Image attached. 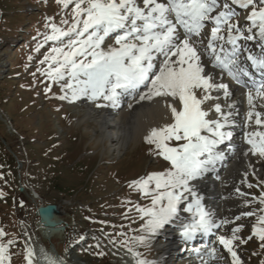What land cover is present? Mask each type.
Masks as SVG:
<instances>
[{
  "label": "snow or ice",
  "instance_id": "snow-or-ice-1",
  "mask_svg": "<svg viewBox=\"0 0 264 264\" xmlns=\"http://www.w3.org/2000/svg\"><path fill=\"white\" fill-rule=\"evenodd\" d=\"M57 3L66 9L74 5L71 27L65 30L51 25V34L46 39L60 46L52 47L42 61L49 62L45 74L54 82L66 77L72 81L64 85L71 95L66 93L60 99L87 96L92 101H107L110 106L118 107L121 96L144 89L138 97L133 95V99L163 97L170 111L171 122L152 128L145 139L149 145H155L171 168L130 185L151 197L150 207L136 206L143 221L138 229L142 235L132 239L146 244L150 237L179 220L182 212L190 214V221L180 225L185 242L230 224L227 219L216 221L194 183L223 160V152L218 148L232 139L230 129L236 115L235 104L227 103L233 95L229 84L217 82L205 70L207 64L203 57L207 55L212 68L226 72L241 84V77L247 73L240 65L239 41L253 40L255 36L247 35L234 20L238 17L231 5L250 9L247 32L258 29L259 37L264 39V0H231V4L225 0L222 5L218 0H57ZM207 22L212 24L208 33L204 31ZM226 46H230L227 51ZM247 60L264 71V57L249 55ZM213 92L217 95H212ZM221 94L223 107L219 102ZM257 98L264 101V83L247 92L250 108L247 121L264 129V113L255 111ZM207 101L216 102L205 108ZM212 107L219 118L210 117ZM246 140L253 154L264 157V130L248 132ZM171 141L176 146H170ZM259 202L264 204V194ZM254 214L244 213L248 217ZM241 231V227H233L230 235H219L218 243L230 254V264H244L237 252L238 242L247 243L253 238L249 235L244 240L239 235ZM253 233L264 248V215L257 217ZM3 236L0 229V237ZM9 251L8 246L0 243V264H11ZM128 251L133 252L132 247ZM215 254L216 248H213L210 255ZM32 255L29 249L28 264H32ZM133 255L137 257L136 264H151L141 259L140 253L133 252ZM48 264L62 262L48 257Z\"/></svg>",
  "mask_w": 264,
  "mask_h": 264
},
{
  "label": "rangeland",
  "instance_id": "rangeland-1",
  "mask_svg": "<svg viewBox=\"0 0 264 264\" xmlns=\"http://www.w3.org/2000/svg\"><path fill=\"white\" fill-rule=\"evenodd\" d=\"M73 6L0 0V243L9 247L11 264H28V250L44 247L56 248L67 264H136L133 252L151 264H166L158 251L166 245L163 231L144 245L132 239L142 235L136 206L150 207L151 197L130 185L171 166L146 139L122 155L109 154L108 145L98 141V128L85 121L86 108L60 99L71 95L64 85L72 81L54 82L45 74L49 62L42 61L60 46L46 36L52 24L71 27ZM249 15L250 9L241 10L234 20L248 29ZM249 184L244 209L255 214L241 217L237 226L244 240L253 238L238 247L244 264H264V248L253 233L257 217L264 215L259 202L264 183L252 176ZM47 205L58 206L66 229L49 241L39 231L38 216V208ZM210 252L201 264H230L222 247L216 248L221 257Z\"/></svg>",
  "mask_w": 264,
  "mask_h": 264
},
{
  "label": "bare ground",
  "instance_id": "bare-ground-1",
  "mask_svg": "<svg viewBox=\"0 0 264 264\" xmlns=\"http://www.w3.org/2000/svg\"><path fill=\"white\" fill-rule=\"evenodd\" d=\"M165 2V0H161ZM216 13H213L215 15ZM209 25L212 24L209 22ZM261 41L259 32L255 35ZM228 48H226V51ZM252 49L248 46H243L242 54L252 53ZM203 60L206 62V71H210L212 75L216 77L217 82H225L229 84L230 90L233 95L229 98L227 103L235 104V113L233 117L235 120V133L232 136L230 142L225 143L224 147L229 148L230 151L223 153V160L218 161L215 167L208 173H206L201 179L194 182L196 190L201 196L204 197V204L207 208L209 201L214 200L213 209L210 210L216 221L219 223L222 219L230 220L231 223L220 229H214L215 233L230 235V230L237 226V216H244L246 206V192L249 190L248 184L254 178L259 179L264 183V157H258L250 151V145L247 143L246 136L248 132L253 130H264L256 126L254 123L249 124L247 121V113L250 110L247 101V92L253 90L248 88L247 90L241 89V84H237L233 81L226 72H221L218 68H212L211 62L208 60V56L205 55ZM159 63V61H157ZM242 71H246V66L243 60H240ZM144 89L139 90L137 93L125 94L120 98V104L118 107H112L107 101H92L87 96H80L73 102L82 105L86 108V114L84 116L85 121L90 120L98 128L97 134L99 135V142L108 145L107 152L109 154L122 155L132 144L139 143L142 139H145L152 128L161 127L166 123L171 122L170 111L165 107L163 97H155L152 100L139 101L133 99V95L138 97ZM71 94V91H70ZM212 95H217L213 92ZM171 99V98H167ZM72 102V103H73ZM216 101H207L204 105L208 108L209 105H214ZM222 107L224 106V100L221 94ZM257 105L255 111L264 113V101L259 98L255 100ZM98 104H104L106 106L99 107ZM225 111L227 109L225 108ZM215 115L219 118V114L215 113L214 107L210 109V117ZM87 119V120H86ZM221 148H218V150ZM215 177L214 182L211 183V178ZM239 189V191H237ZM244 193L245 195H241ZM215 194V198L212 196ZM212 195V196H211ZM211 196V197H210ZM209 209V208H207ZM190 220V214L182 212L179 220L173 224L165 227V242L159 248L161 251L162 260L168 259L175 249H173V243L179 239V235L170 232V228L176 227L179 223ZM56 221L59 222L58 216ZM59 226V225H58ZM40 233L43 234V240L49 241L60 233L55 229H47L43 225L40 226ZM48 257L57 260L54 256H45L42 260L43 264H48ZM32 258H38L37 253L33 252ZM161 260V262H162ZM58 261V260H57ZM158 261V260H157ZM60 262V261H59ZM160 262V263H161ZM163 264V262L161 263Z\"/></svg>",
  "mask_w": 264,
  "mask_h": 264
},
{
  "label": "water",
  "instance_id": "water-1",
  "mask_svg": "<svg viewBox=\"0 0 264 264\" xmlns=\"http://www.w3.org/2000/svg\"><path fill=\"white\" fill-rule=\"evenodd\" d=\"M61 215V212L57 205L41 206L38 209V216L40 218V225H43L47 229H55L59 233L64 231V228H59L61 221L57 222L56 217Z\"/></svg>",
  "mask_w": 264,
  "mask_h": 264
},
{
  "label": "trees",
  "instance_id": "trees-1",
  "mask_svg": "<svg viewBox=\"0 0 264 264\" xmlns=\"http://www.w3.org/2000/svg\"><path fill=\"white\" fill-rule=\"evenodd\" d=\"M10 161H11L12 163H14V162L11 160V158H10Z\"/></svg>",
  "mask_w": 264,
  "mask_h": 264
}]
</instances>
